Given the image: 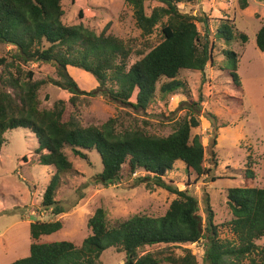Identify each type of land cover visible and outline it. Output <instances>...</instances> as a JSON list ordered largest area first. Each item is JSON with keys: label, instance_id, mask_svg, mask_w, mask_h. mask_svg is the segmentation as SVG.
I'll return each mask as SVG.
<instances>
[{"label": "trees", "instance_id": "1", "mask_svg": "<svg viewBox=\"0 0 264 264\" xmlns=\"http://www.w3.org/2000/svg\"><path fill=\"white\" fill-rule=\"evenodd\" d=\"M146 1L125 0L133 8L142 37L151 36L161 24L163 40L153 49L146 44L136 51L142 56L151 49L128 66L133 48L107 34L110 24L97 35L82 24H64L62 0H0V44L13 47L10 56L0 58V153L9 131L21 128L37 137L40 164L55 169L43 195L42 207L54 215L64 213L56 196L62 176L74 170L66 155L68 148L87 162V152L98 151L103 166L102 172L95 176L98 185L120 184L141 171L145 175L134 178V185L161 188L176 196L162 217L138 214L110 223L106 210L97 208L88 221L90 235L80 245L67 240H42L60 232L64 227L62 220L31 223L30 254L11 264H102V255L110 249L124 253L125 264H199L190 249L177 255L171 246L199 242L205 230L209 234L207 264H264V246L257 244L264 238V187L250 186L257 176L251 163L244 169L247 185L227 191L232 238L219 236L208 196L204 225L197 197L166 180L178 161L185 165L188 184L192 177L196 181L212 172L206 165V148L201 137H192L193 129L200 126L199 103L190 100L186 115L172 124V132L167 136L152 133L147 122L125 125L112 118L100 126H85L76 115V102L84 92L76 80L65 78L61 67L91 74L98 82L100 93L118 104L147 109L162 79L167 80L159 89L162 96L180 90L189 96L187 84L178 78L181 71L203 73L207 66L213 65L215 41L210 39L208 28L204 35L197 29V23L207 25V18L183 13L179 8L180 4L197 0H152L161 5L153 8L150 15L146 13ZM239 2L241 9L248 7V0ZM79 16L83 18V11ZM165 18L167 21L163 22ZM214 37L227 44L238 38L244 43L248 40L244 33L236 32L229 20L222 21ZM256 44L264 53V26L257 32ZM224 53L231 66L230 77L240 87L238 55L233 51ZM28 64L54 65L62 81L51 78L34 81V72L24 69ZM45 85L60 87L72 97L69 102L59 100L52 108H42L40 91ZM133 97L135 104L130 102ZM159 245L166 247L140 255L141 249Z\"/></svg>", "mask_w": 264, "mask_h": 264}, {"label": "rangeland", "instance_id": "2", "mask_svg": "<svg viewBox=\"0 0 264 264\" xmlns=\"http://www.w3.org/2000/svg\"><path fill=\"white\" fill-rule=\"evenodd\" d=\"M160 5L157 1H146V13L150 15L153 8ZM62 7V21L68 26L82 24L100 35L110 24L107 34L133 48L128 66L142 59L163 40L161 24L155 27L151 36L142 37L136 26L133 8L125 0H62ZM179 8L183 13L206 17L207 25L197 23V29L204 35L208 28L210 39L216 44L214 63L207 66L205 72L181 71L178 78L187 84L189 96L181 90L162 96L160 86L167 82L162 79L148 108L136 109L103 96L91 74L69 67L70 76L84 92L79 95L75 111L85 126H100L116 118L125 125L132 122L144 125L143 122H147V128L152 133L167 136L172 132V124L186 115L190 100L199 103L200 126L193 129L192 137H201L206 148V165L211 167L212 172L196 181L192 177L188 184L185 165L178 161L166 180L173 181L179 190L188 189L197 197L204 225L208 217L205 205L208 196L219 236L232 238L229 227L232 214L227 204V191L247 185L244 169L248 163L257 173L250 186L264 187V53L256 44L257 32L264 26V0H248L246 9H241L239 0H197L191 4H180ZM80 11H83V18L79 16ZM225 20L232 22L238 34L244 33L247 42L238 38L227 44L215 39L218 26ZM166 21L167 18L163 20ZM146 44L151 49L142 56L137 55L136 51L142 50ZM12 50V46L0 44V58L10 56ZM225 51L238 55L240 87L235 86L230 77L231 66L224 56ZM24 69L34 72V81L49 78L62 81L57 68L51 64H28ZM71 97L69 92L55 85H45L40 91L42 108H52L59 100L69 102ZM130 102L135 104V97ZM5 139L0 153V264H11L29 256L31 223L62 220L63 229L42 237V240H67L80 245L90 235L88 221L99 207L106 210L107 219L112 223L116 219H128L138 214L162 217L176 198L161 188L134 185V178L145 175L141 171L133 178L121 180L120 184L108 187L98 185L95 176L103 168L98 151H88L87 162L74 156L68 148L66 155L74 170L62 176L56 200L64 213L54 215L51 210L42 207V201L55 169L40 164V157L36 154L39 148L37 137L29 130L18 128L7 132ZM204 234L199 242L171 246V251L183 255L185 249H190L199 264H207L209 234L206 230ZM257 244L264 246V238ZM165 247H146L140 250V255L158 252ZM101 260L102 264H125L126 255L110 249Z\"/></svg>", "mask_w": 264, "mask_h": 264}, {"label": "water", "instance_id": "3", "mask_svg": "<svg viewBox=\"0 0 264 264\" xmlns=\"http://www.w3.org/2000/svg\"><path fill=\"white\" fill-rule=\"evenodd\" d=\"M61 70H62V72H63V74H64L66 79L71 80V81L73 80V78L70 76V74L68 72V68L61 67Z\"/></svg>", "mask_w": 264, "mask_h": 264}]
</instances>
